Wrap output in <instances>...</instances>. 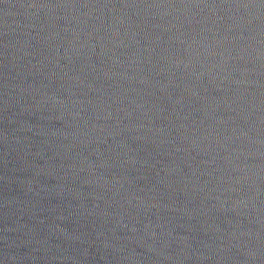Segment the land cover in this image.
<instances>
[{"label": "water", "instance_id": "obj_1", "mask_svg": "<svg viewBox=\"0 0 264 264\" xmlns=\"http://www.w3.org/2000/svg\"><path fill=\"white\" fill-rule=\"evenodd\" d=\"M0 264H264V0H0Z\"/></svg>", "mask_w": 264, "mask_h": 264}]
</instances>
